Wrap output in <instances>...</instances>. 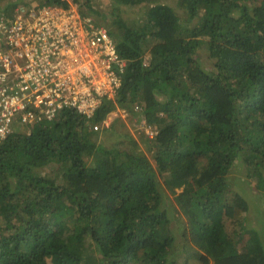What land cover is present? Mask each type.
<instances>
[{"label": "trees", "instance_id": "trees-1", "mask_svg": "<svg viewBox=\"0 0 264 264\" xmlns=\"http://www.w3.org/2000/svg\"><path fill=\"white\" fill-rule=\"evenodd\" d=\"M113 5L145 8L105 26L125 60L114 97L89 117H15L0 143V264H264V229L246 225L251 196L264 220V0ZM117 107L145 128L105 145L111 123L92 126ZM233 167L258 195L234 189Z\"/></svg>", "mask_w": 264, "mask_h": 264}, {"label": "built area", "instance_id": "built-area-1", "mask_svg": "<svg viewBox=\"0 0 264 264\" xmlns=\"http://www.w3.org/2000/svg\"><path fill=\"white\" fill-rule=\"evenodd\" d=\"M124 66L107 28L75 6L0 10V143L15 117L31 125L65 109L91 116L102 99L114 97Z\"/></svg>", "mask_w": 264, "mask_h": 264}, {"label": "rangeland", "instance_id": "rangeland-1", "mask_svg": "<svg viewBox=\"0 0 264 264\" xmlns=\"http://www.w3.org/2000/svg\"><path fill=\"white\" fill-rule=\"evenodd\" d=\"M93 2V5L95 6L96 9L99 10V12L104 15L102 16L101 14L97 16V14L95 12H91L90 10H88L87 8H83V11L86 14H89L93 19H95L97 22H101L104 24V26H108L109 29L114 30L115 31V27L116 24L115 22H117V15L120 14V19L121 20H132L133 16H135L137 19H145V8L144 5H140V6H136V7H126V6H121V9L119 11V8L117 5H113V8L111 6V2L112 0H91ZM169 1L171 4H175V0H164V2ZM18 3H22L28 7H31L33 4L35 3H40L38 0H0V10H4V9H9L12 6H15ZM71 6H75L78 9V6L76 4H72ZM142 6V8H141ZM79 10V9H78ZM131 10V12H130ZM135 12V14H134ZM181 18H183V20L187 19V16L184 14H180ZM196 21V19L190 20V23H194ZM106 24V25H105ZM148 57L149 55L146 54L145 56V62H148ZM203 66H205L206 68H211L212 69V63H213V59L211 58H207L206 56L201 57L200 58ZM117 116H120L123 120L122 123H124V126L121 125L118 121H116V123H113V120L116 119ZM130 117H126V115L124 114L123 111L120 110L119 107H117L116 109H114V111H112L108 116H107V121L108 124L109 123H113L112 126L111 124V130L107 133H102L101 134V139H103L105 145H115L116 142H118V137H117V133H122V132H128L130 133L132 136H135L136 139L138 140V131H140V129L145 128L143 121L140 120V122H137L136 120L129 119ZM118 130V131H116ZM148 133H150L149 129L146 128L145 129ZM120 135V134H119ZM122 143H124V140H121ZM140 149H142L144 151V153L146 154V156L151 158V154L150 152L146 149V144L143 141H140ZM53 167H49L47 168V170L51 169V168H55L54 165H52ZM235 167V166H234ZM232 168L233 172L231 174V176L233 178H235L234 180H232V182L234 183V189L236 191H240V193L242 192L243 194H246L248 192H252L253 195H258V193L256 192L255 189V182H250L249 180L246 179L245 177V170L241 167V168ZM233 187V185H232ZM179 190V189H178ZM253 196H251L252 198ZM257 197V196H255ZM251 198L249 199V210L247 213V221H246V225H248L249 227H254L256 228L259 232H261V227H263L264 229V220L262 218V222H260L259 220H256L255 215H257V213L259 214L257 207L255 205V203H251ZM258 199V198H257ZM175 200L174 195H170V197L166 200L167 204H171L173 203ZM170 207V205H168ZM6 213V206H4L3 202L0 201V216ZM260 217V214H259ZM258 217V218H259ZM225 226H227L228 229L231 228L230 223H228V221H226ZM249 229V228H248Z\"/></svg>", "mask_w": 264, "mask_h": 264}]
</instances>
